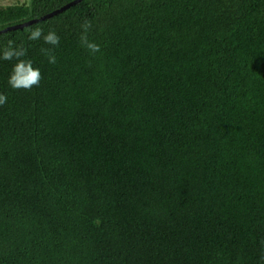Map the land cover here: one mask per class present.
Wrapping results in <instances>:
<instances>
[{"label": "trees", "instance_id": "16d2710c", "mask_svg": "<svg viewBox=\"0 0 264 264\" xmlns=\"http://www.w3.org/2000/svg\"><path fill=\"white\" fill-rule=\"evenodd\" d=\"M10 41L42 78L0 59V264H264V0H76Z\"/></svg>", "mask_w": 264, "mask_h": 264}, {"label": "clouds", "instance_id": "9594fccd", "mask_svg": "<svg viewBox=\"0 0 264 264\" xmlns=\"http://www.w3.org/2000/svg\"><path fill=\"white\" fill-rule=\"evenodd\" d=\"M81 28L83 32L80 36L81 45L91 52L99 51V45L94 42H90L87 38V32L90 28V22L85 20ZM43 38L45 44L58 45L59 37L54 30H50L46 35L43 34L41 29H35L30 31L28 35L29 40H38ZM41 52L47 57L50 64L56 63V58L51 54V50L42 48ZM26 55V49L23 47L16 48L10 41L7 47L0 53V59L3 60H16V63L12 67V71L8 76V84L14 90L25 89L31 90L34 86H38L41 80V73L38 68L32 66L30 60L22 59ZM7 102V97L4 94H0V105ZM264 259V256L261 257Z\"/></svg>", "mask_w": 264, "mask_h": 264}, {"label": "water", "instance_id": "95a60500", "mask_svg": "<svg viewBox=\"0 0 264 264\" xmlns=\"http://www.w3.org/2000/svg\"><path fill=\"white\" fill-rule=\"evenodd\" d=\"M75 1H76V0H68V1H66V2H64V3H62V4H60L59 6L53 8V9H51V10H49V11H46V12H44V13H42V14L36 16V17H29V18H27V19H25V20H22V21H19V22H15V23H12V24L5 25L4 27L0 28V30H4V29H8V28H12V27H21L22 25L27 24L28 22H31V21L36 20V19H38V18L46 17V16H48V15H50V14L56 12L57 10H60V9H62L63 7H65V6H67V5H69V4L73 3V2H75Z\"/></svg>", "mask_w": 264, "mask_h": 264}, {"label": "rangeland", "instance_id": "374dc122", "mask_svg": "<svg viewBox=\"0 0 264 264\" xmlns=\"http://www.w3.org/2000/svg\"><path fill=\"white\" fill-rule=\"evenodd\" d=\"M20 1H28V0H0V4L10 3V2H20Z\"/></svg>", "mask_w": 264, "mask_h": 264}]
</instances>
